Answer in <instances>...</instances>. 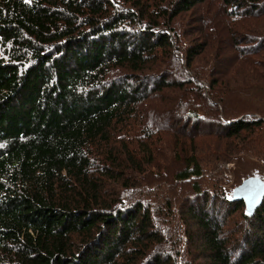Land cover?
<instances>
[{
    "label": "trees",
    "instance_id": "1",
    "mask_svg": "<svg viewBox=\"0 0 264 264\" xmlns=\"http://www.w3.org/2000/svg\"><path fill=\"white\" fill-rule=\"evenodd\" d=\"M209 2L0 0V264L169 263L151 204L130 194L141 175L162 189L155 150L168 132L193 144L245 134L234 154H189L182 144L165 163L178 181L194 182L186 221L189 235L197 227L200 264H264V202L248 217L244 202L202 184L214 181L206 176L219 173L221 157L249 153L264 163V83L218 85L233 64L254 80L264 69V0H221L230 29L254 23L246 36L233 30L223 70L195 65L208 56L205 44L174 27ZM232 93L254 104L231 111ZM164 94L190 98L178 112L183 127L163 126ZM217 198L242 207L247 227L229 232Z\"/></svg>",
    "mask_w": 264,
    "mask_h": 264
},
{
    "label": "rangeland",
    "instance_id": "2",
    "mask_svg": "<svg viewBox=\"0 0 264 264\" xmlns=\"http://www.w3.org/2000/svg\"><path fill=\"white\" fill-rule=\"evenodd\" d=\"M203 11L205 13L207 11V13L204 14ZM202 16L208 18L210 24L214 27L213 31H209L207 28L201 29L203 27L202 21H200ZM233 20L234 19L232 17H229L227 11L221 8V0H210L208 4L203 5L201 8H197L196 11H191L188 14L178 17L174 22V27L177 28L178 31L184 30L192 33V35L188 37L190 38V42H193L191 40H197L198 42H203L205 44L208 56L206 58L197 57L194 61L195 65H201L200 68H204V70L209 69L211 65H213V68L223 70L226 67V61H228L229 56L232 54V50L234 49V46L231 43L232 35L235 33L233 30L236 29L235 31H237L239 35L246 36L250 33H248V29L254 27V23L249 25L248 22L244 23L242 21L239 22L240 24L237 23L234 29H230V22ZM260 52H264V48H261ZM262 55H264V53ZM169 60L172 62L169 66H172L174 64V60L171 58ZM234 66L235 64H233V67ZM233 67L229 68L230 71L227 73L219 76L221 78L218 85L231 88L238 86H250L259 82L264 83V77H260V75L264 73V69H260L259 72L261 74H259V77L257 76L256 80H254L253 75L247 76V74L242 73V69L232 71L234 69ZM261 76H263V74ZM151 87H153V85ZM226 90L228 91L225 94L227 96L231 93V89ZM233 94L234 93H232L228 98L227 103V107L229 110L231 109V111L240 110L245 105L254 104V100H249L247 96L243 95L244 93H235L236 95ZM164 95H166L165 97H169L170 100L168 101V109L165 112L168 116L162 119L163 122L165 120V125L163 126H166V124H174L176 127H179L178 123H180L183 127L185 123L181 121V118L179 119V117L182 116L178 112L189 109L183 105L188 103L190 98L186 97L179 100L177 96H169V94ZM152 121L154 120L152 119ZM205 131L207 132L208 130H204L203 133H200V136H202ZM174 137V133H166L164 141L158 143V149L155 150L157 152V156L160 158L159 161L163 164V168H161L163 170L159 172L161 174V178L158 179L159 182H162V184L159 185L162 189L152 190V185L148 179L153 180L154 182L153 177L141 175L137 180V183L130 189V194L132 198H134V201L141 199L142 201L151 204L154 229L161 233L164 240L163 244L166 246V255L169 257V263L167 264H200L201 262H204L205 256L199 253L196 249L197 243L201 244V242L199 243L196 236L192 235L197 230V227L193 226L192 233L189 235L188 231L191 230V224L190 222L188 224L186 221L189 220L187 217V214H189L187 212V207L191 204L188 202L193 196L194 182L190 184V180L178 181L175 179L174 174H176V171H172L169 166L167 167L165 162L173 158V149L176 148L175 145L180 147L182 144H184L183 148L186 149L189 154H191V151L204 153L212 150H218L220 152H228L230 150V153L234 154V152L244 144V142H241L245 137V134L243 133L241 138H230L227 140L208 137L199 139V141L194 144L192 142L175 139ZM141 138L144 139V136L141 135ZM223 158L224 157H221L222 162L219 173L213 177L211 175L206 176L207 178H213L214 181L210 182L207 180L206 182L203 180L204 182L202 184L204 187L208 184H216V187L222 188L224 195L227 196V199L230 190L239 181L242 162L244 160L253 161L255 164L260 165L264 170V163L259 158L255 157V155L253 156L249 153L240 154L230 160ZM210 160H213V158L208 156L205 159V165L208 164ZM97 163H101L99 158H97ZM152 169L158 171L154 167ZM140 178L143 181L144 187L140 186ZM197 200L198 199H196V197L192 198L193 203ZM200 201L201 200L198 202ZM213 202H215V204L212 206L219 212L223 221H225L223 226L227 228L229 232L232 231L233 235L238 226L242 223L245 228L247 227V222H244L242 219V207L235 208L234 205H229L222 198H217ZM231 210H233L232 215L227 216L226 213ZM236 236L239 235L237 234Z\"/></svg>",
    "mask_w": 264,
    "mask_h": 264
},
{
    "label": "water",
    "instance_id": "3",
    "mask_svg": "<svg viewBox=\"0 0 264 264\" xmlns=\"http://www.w3.org/2000/svg\"><path fill=\"white\" fill-rule=\"evenodd\" d=\"M228 200L244 202L248 217L256 214L264 202V170L260 165L249 160L242 162L239 181L230 190Z\"/></svg>",
    "mask_w": 264,
    "mask_h": 264
},
{
    "label": "snow or ice",
    "instance_id": "4",
    "mask_svg": "<svg viewBox=\"0 0 264 264\" xmlns=\"http://www.w3.org/2000/svg\"><path fill=\"white\" fill-rule=\"evenodd\" d=\"M28 2H30V0H28Z\"/></svg>",
    "mask_w": 264,
    "mask_h": 264
}]
</instances>
